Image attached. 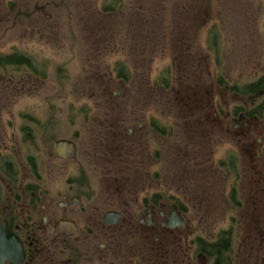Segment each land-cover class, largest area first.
<instances>
[{
    "label": "rangeland",
    "instance_id": "rangeland-1",
    "mask_svg": "<svg viewBox=\"0 0 264 264\" xmlns=\"http://www.w3.org/2000/svg\"><path fill=\"white\" fill-rule=\"evenodd\" d=\"M15 54L37 72L31 80L26 66L7 68L25 86L0 85V123L6 139L31 116L36 133L77 141V158L55 181L93 169V133L108 135L114 120L159 118L165 196L191 204L197 233L232 230L243 263L264 256L251 249L255 228L264 231V198H253L247 153L223 119L237 101L224 84L264 74V0H0V56ZM25 148L15 151L21 164Z\"/></svg>",
    "mask_w": 264,
    "mask_h": 264
},
{
    "label": "flooded vegetation",
    "instance_id": "flooded-vegetation-1",
    "mask_svg": "<svg viewBox=\"0 0 264 264\" xmlns=\"http://www.w3.org/2000/svg\"><path fill=\"white\" fill-rule=\"evenodd\" d=\"M24 69L31 80L36 76V69ZM9 70L0 68V85L23 88L21 76ZM263 79L264 74L250 84L223 86L237 98L223 119L247 153L254 199L264 198ZM23 118L37 124L34 117ZM147 120L127 116L114 120L108 135L93 133V169L82 164L78 178L62 182L54 178L67 174L66 163L77 158V141L36 133L27 124H16L17 137L6 139L0 123V244L8 254L2 264H245L232 230L197 233L191 204L165 196L164 125L159 118ZM43 135L48 137L42 142L50 143L46 165L39 142ZM59 141L74 144L73 158L56 156ZM21 143L28 148L23 164L15 152ZM55 161L61 164L50 165ZM256 231L251 249L264 253V231ZM247 264H264V256Z\"/></svg>",
    "mask_w": 264,
    "mask_h": 264
},
{
    "label": "trees",
    "instance_id": "trees-1",
    "mask_svg": "<svg viewBox=\"0 0 264 264\" xmlns=\"http://www.w3.org/2000/svg\"><path fill=\"white\" fill-rule=\"evenodd\" d=\"M105 12H112L114 11V8H104ZM28 67L31 69H35L34 65L32 64V61L30 58H26L23 55L15 54V55H9V56H0V68L7 69L8 67L13 68H19V67ZM125 69L122 68L119 73V77H125L127 79V75L124 74ZM264 82V79H263ZM252 88V87H251ZM253 89V88H252ZM256 90V89H255Z\"/></svg>",
    "mask_w": 264,
    "mask_h": 264
},
{
    "label": "water",
    "instance_id": "water-1",
    "mask_svg": "<svg viewBox=\"0 0 264 264\" xmlns=\"http://www.w3.org/2000/svg\"><path fill=\"white\" fill-rule=\"evenodd\" d=\"M54 151L56 156L64 159H70L75 156V146L72 142L69 141H59L54 145ZM7 240V239H5ZM0 244V263L2 264L3 259H7V250H3Z\"/></svg>",
    "mask_w": 264,
    "mask_h": 264
}]
</instances>
